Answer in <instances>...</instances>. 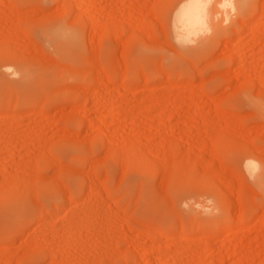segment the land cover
<instances>
[{"label":"rangeland","instance_id":"obj_1","mask_svg":"<svg viewBox=\"0 0 264 264\" xmlns=\"http://www.w3.org/2000/svg\"><path fill=\"white\" fill-rule=\"evenodd\" d=\"M184 1L0 0V264H264V0Z\"/></svg>","mask_w":264,"mask_h":264},{"label":"bare ground","instance_id":"obj_2","mask_svg":"<svg viewBox=\"0 0 264 264\" xmlns=\"http://www.w3.org/2000/svg\"><path fill=\"white\" fill-rule=\"evenodd\" d=\"M224 0H216L215 3L212 6V12L214 16H218L221 14V10L220 9H225L226 7L224 6L225 2L222 3ZM211 3V0H185L181 6L179 7V9L175 12V17H174V23H175V33L177 36V39H182L187 41H190L192 39L197 38L198 36L206 33L209 30V12H208V8L209 5ZM225 13V12H224ZM223 19V18H222ZM215 24V23H214ZM101 27V26H99ZM264 31H262L260 34H258L257 36H259V38L263 37ZM57 34L59 36H62L66 39V37H68V39L75 43V35L74 34H67L63 29H59L57 31ZM142 34V33H141ZM144 34V33H143ZM262 35V36H261ZM145 36V34H144ZM263 39V38H262ZM179 41V40H178ZM20 71V70H19ZM103 80V79H102ZM167 80V79H166ZM25 81V80H24ZM107 81V80H106ZM109 82V81H108ZM262 82V81H261ZM143 86V85H142ZM262 86V85H261ZM192 86H190L191 89ZM184 88V87H183ZM186 88V87H185ZM146 89V88H144ZM194 90V89H192ZM189 92V91H188ZM153 96V95H152ZM161 96V95H160ZM158 96L157 99L158 100ZM152 100V99H151ZM160 100V99H159ZM97 101V100H96ZM220 111V110H219ZM219 113H222L221 111ZM29 112V111H28ZM200 111H197V113ZM146 114V112H145ZM144 114V115H145ZM150 115V114H149ZM179 115V114H178ZM177 115V116H178ZM199 113L196 115L198 117ZM1 116V115H0ZM145 117V116H144ZM147 117V115H146ZM180 117V116H179ZM107 139V138H106ZM215 140V139H214ZM109 141V140H108ZM107 141V142H108ZM213 142V141H212ZM214 143V142H213ZM127 145V144H126ZM212 145V144H211ZM217 145V144H216ZM129 146V144H128ZM127 146V147H128ZM133 146V145H132ZM166 146V145H165ZM206 147V146H205ZM133 148V147H132ZM212 148V146H211ZM131 149V148H130ZM129 151V150H128ZM113 154V153H112ZM125 156V155H124ZM110 157V156H109ZM126 158V157H124ZM125 160V159H124ZM139 160V159H138ZM89 179V178H88ZM91 180V179H90ZM226 188V187H225ZM227 190V189H226ZM225 191V190H224ZM229 190H227L228 192ZM87 194V193H85ZM88 196V195H87ZM69 197V196H68ZM71 203V202H70ZM81 206V205H80ZM91 212V211H89ZM93 212V211H92ZM89 214V213H88ZM93 213H91L92 215ZM94 215V214H93ZM84 216H82L83 218ZM85 218V217H84ZM82 222V221H81ZM70 223V221H69ZM72 223V222H71ZM76 223V222H75ZM247 229V228H245ZM191 233V232H190ZM158 235V234H157ZM160 236V235H159ZM157 237V236H156ZM159 238V237H157ZM186 239V238H185ZM189 240V239H188ZM207 240V239H206ZM69 241V240H68ZM209 242V241H208ZM178 246V245H177ZM175 248V247H174ZM178 248V247H177ZM199 249V248H198ZM178 250V249H177ZM176 250V251H177ZM175 251V250H174ZM197 251V250H195ZM180 254V252H178ZM178 254V255H179ZM221 257V256H220ZM150 260V259H149ZM262 261V260H261ZM150 262V261H149ZM168 262V261H167ZM157 263V262H156ZM212 263V262H211ZM209 263V264H211ZM213 264V263H212Z\"/></svg>","mask_w":264,"mask_h":264},{"label":"snow or ice","instance_id":"obj_3","mask_svg":"<svg viewBox=\"0 0 264 264\" xmlns=\"http://www.w3.org/2000/svg\"><path fill=\"white\" fill-rule=\"evenodd\" d=\"M224 6H225L226 8H231L233 12L235 11V8H234V6L231 4L230 0H225V4H224Z\"/></svg>","mask_w":264,"mask_h":264}]
</instances>
